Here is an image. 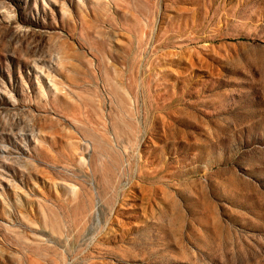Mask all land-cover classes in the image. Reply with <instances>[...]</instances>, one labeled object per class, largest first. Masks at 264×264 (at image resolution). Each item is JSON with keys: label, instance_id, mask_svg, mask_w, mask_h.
I'll use <instances>...</instances> for the list:
<instances>
[{"label": "rangeland", "instance_id": "374dc122", "mask_svg": "<svg viewBox=\"0 0 264 264\" xmlns=\"http://www.w3.org/2000/svg\"><path fill=\"white\" fill-rule=\"evenodd\" d=\"M0 264H264V0H0Z\"/></svg>", "mask_w": 264, "mask_h": 264}]
</instances>
